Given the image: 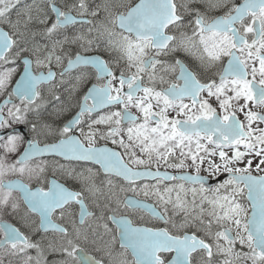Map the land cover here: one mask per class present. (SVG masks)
Returning a JSON list of instances; mask_svg holds the SVG:
<instances>
[{"label": "snow or ice", "instance_id": "obj_1", "mask_svg": "<svg viewBox=\"0 0 264 264\" xmlns=\"http://www.w3.org/2000/svg\"><path fill=\"white\" fill-rule=\"evenodd\" d=\"M0 264H264V0H0Z\"/></svg>", "mask_w": 264, "mask_h": 264}, {"label": "flooded vegetation", "instance_id": "obj_2", "mask_svg": "<svg viewBox=\"0 0 264 264\" xmlns=\"http://www.w3.org/2000/svg\"><path fill=\"white\" fill-rule=\"evenodd\" d=\"M109 146H111V145H109ZM163 170V169H162ZM49 178H51V179H58V177H55V176H52L51 174H50V177ZM141 199H143L142 197H141ZM150 202H152V201H150ZM118 247V246H117ZM131 257H129V259H130Z\"/></svg>", "mask_w": 264, "mask_h": 264}]
</instances>
